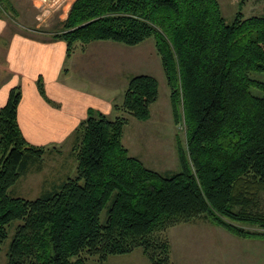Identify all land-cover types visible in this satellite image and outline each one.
Instances as JSON below:
<instances>
[{
	"label": "trees",
	"instance_id": "obj_1",
	"mask_svg": "<svg viewBox=\"0 0 264 264\" xmlns=\"http://www.w3.org/2000/svg\"><path fill=\"white\" fill-rule=\"evenodd\" d=\"M10 9L0 0V11ZM52 37L67 58L94 41L135 46L152 37L185 144L177 138V170L129 154L125 125L149 119L159 97L156 77L133 74L114 117L89 108L72 133L75 174L36 198L12 196L55 149L26 140L21 89L12 87L0 107V251L10 224L22 222L5 264H86L93 255L103 264L137 247L150 264H175L167 230L198 219L264 239V13L238 9L228 19L219 0H74ZM38 88L43 94L42 81Z\"/></svg>",
	"mask_w": 264,
	"mask_h": 264
},
{
	"label": "crops",
	"instance_id": "obj_2",
	"mask_svg": "<svg viewBox=\"0 0 264 264\" xmlns=\"http://www.w3.org/2000/svg\"><path fill=\"white\" fill-rule=\"evenodd\" d=\"M9 2L13 8L10 13L5 10L1 15L0 11V107L6 103L10 89L18 86V122L24 137L35 145L57 147L71 140L89 108L109 115L114 103L122 100L129 78L128 64L106 51H122L127 45L94 41L84 51H76L67 58L65 42L52 34L61 29L72 2L65 10L45 8L49 4L43 0ZM92 51L101 52L104 58L95 76L90 74L85 61ZM74 70L79 76H73ZM39 81L43 83V94ZM206 239L192 241L201 248L200 257L192 264H222L224 258L218 257V244L206 243ZM171 256L177 264L172 244Z\"/></svg>",
	"mask_w": 264,
	"mask_h": 264
},
{
	"label": "rangeland",
	"instance_id": "obj_3",
	"mask_svg": "<svg viewBox=\"0 0 264 264\" xmlns=\"http://www.w3.org/2000/svg\"><path fill=\"white\" fill-rule=\"evenodd\" d=\"M71 2L72 0H64L63 6L59 9L65 10ZM219 3L223 14L228 19H231L238 9H241L245 16L264 13V0H219ZM45 6L47 7V5ZM7 12L10 13L9 10ZM4 13L5 11L1 10V15ZM124 47L127 48L122 51L108 49L106 53L110 52L112 53L111 57L116 58V55L127 61L129 76L134 73H150L156 77L159 97L150 106L151 115L149 119L141 121L133 117L129 118V123L124 127L122 142L128 148L129 154L140 158L148 167L161 172L177 170L179 163L176 141L178 138L182 145L185 144L184 124L180 121L179 123L174 121L171 112L169 88L166 84L160 58L154 48L153 38H148L136 47ZM89 56V59L85 58V61L88 63V67L90 66V74L95 76L99 63L104 59L102 58L103 54L99 51H92ZM78 74L74 70L73 76ZM114 114L115 112L111 110L108 116L112 118ZM71 143V140H69L57 147L53 146L55 149L50 148L52 150L46 152L43 157V168L40 171L21 176L10 187L9 194L25 198H36L51 184L58 183L64 175L73 176L75 174V159L70 152ZM105 216L106 214L103 211L101 219L103 220ZM21 222V220H15L10 224L7 238L3 242L0 251V264L6 263L9 244L15 227ZM220 229L222 228L202 219L168 229L167 235L171 241L170 244L173 245V255L177 264H192L200 257V245L195 246L192 242L199 237L207 238L204 240L206 243L214 241L218 244V257L224 258L221 261L222 264H264V239L242 238L231 234L227 230ZM222 233H225L228 238H225ZM98 262L99 257L93 255L88 257L86 264H97ZM102 262L103 264H150L147 255L140 247L125 254H109Z\"/></svg>",
	"mask_w": 264,
	"mask_h": 264
},
{
	"label": "built area",
	"instance_id": "obj_4",
	"mask_svg": "<svg viewBox=\"0 0 264 264\" xmlns=\"http://www.w3.org/2000/svg\"><path fill=\"white\" fill-rule=\"evenodd\" d=\"M43 1L44 3L46 2L47 4H49L48 8H51V9L60 8L64 4V0H43Z\"/></svg>",
	"mask_w": 264,
	"mask_h": 264
}]
</instances>
